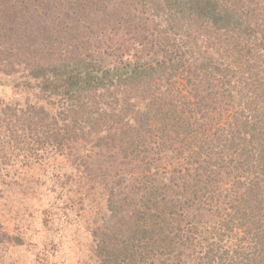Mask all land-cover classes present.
Returning a JSON list of instances; mask_svg holds the SVG:
<instances>
[{"label": "trees", "instance_id": "1", "mask_svg": "<svg viewBox=\"0 0 264 264\" xmlns=\"http://www.w3.org/2000/svg\"><path fill=\"white\" fill-rule=\"evenodd\" d=\"M0 5V183L83 149L91 264H264V0Z\"/></svg>", "mask_w": 264, "mask_h": 264}, {"label": "rangeland", "instance_id": "2", "mask_svg": "<svg viewBox=\"0 0 264 264\" xmlns=\"http://www.w3.org/2000/svg\"><path fill=\"white\" fill-rule=\"evenodd\" d=\"M7 8L0 5L4 14ZM16 71L12 78L2 80L0 98L3 100L21 102L25 95L23 87L17 89L11 80L17 79L20 83L23 69L18 67ZM84 155L83 149L54 155L45 165L15 176L11 173L6 183H0V233L21 239V245L0 241V264L92 263L88 225L94 214L86 196L94 197L93 184L86 188H81V184L86 183L91 174L95 175L96 164L84 159ZM57 172L70 176L66 181L73 184L77 195L70 194L71 185L65 179H58ZM51 174L54 178H46L45 175ZM36 178L47 182L42 192L37 193ZM13 185L16 187L11 188Z\"/></svg>", "mask_w": 264, "mask_h": 264}]
</instances>
